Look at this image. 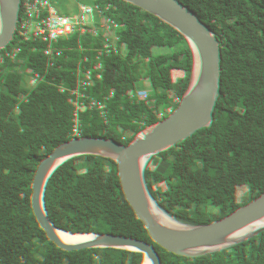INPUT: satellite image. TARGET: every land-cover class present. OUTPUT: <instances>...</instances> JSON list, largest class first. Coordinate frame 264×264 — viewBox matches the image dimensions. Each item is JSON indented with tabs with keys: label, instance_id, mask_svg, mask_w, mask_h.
Here are the masks:
<instances>
[{
	"label": "trees",
	"instance_id": "obj_1",
	"mask_svg": "<svg viewBox=\"0 0 264 264\" xmlns=\"http://www.w3.org/2000/svg\"><path fill=\"white\" fill-rule=\"evenodd\" d=\"M263 24L264 0L0 6V110L49 145L122 133L93 211L115 264H264ZM40 211L15 227L5 211L0 264L81 263L84 235Z\"/></svg>",
	"mask_w": 264,
	"mask_h": 264
},
{
	"label": "flooded vegetation",
	"instance_id": "obj_2",
	"mask_svg": "<svg viewBox=\"0 0 264 264\" xmlns=\"http://www.w3.org/2000/svg\"><path fill=\"white\" fill-rule=\"evenodd\" d=\"M133 76V72L124 71L123 77ZM18 116L16 110H0V221L7 225L8 212L9 222L15 227L39 210H60L61 222L68 234L84 235L82 244L86 251L80 264H115L118 256L105 254L102 247L108 229L98 223L93 211L97 194L105 189L100 181L105 178L104 168L122 151V133L116 135L107 127L98 131V136L89 137L85 135L87 130L82 129L75 132L68 144L63 137L62 142L49 145L41 143L46 138L44 128L24 117L26 125H19ZM67 146L76 159L66 170V183L58 157ZM113 185L114 182L110 187ZM63 186L67 192L60 194ZM0 230L5 236V228Z\"/></svg>",
	"mask_w": 264,
	"mask_h": 264
},
{
	"label": "rangeland",
	"instance_id": "obj_3",
	"mask_svg": "<svg viewBox=\"0 0 264 264\" xmlns=\"http://www.w3.org/2000/svg\"><path fill=\"white\" fill-rule=\"evenodd\" d=\"M10 1L11 0H0V6L2 7L3 12H5L6 15H10ZM251 10V5H246L244 7L243 15L241 16V18H239V20L236 21L237 26H239L240 28H244L246 26ZM261 30L264 31V24L261 26Z\"/></svg>",
	"mask_w": 264,
	"mask_h": 264
},
{
	"label": "water",
	"instance_id": "obj_4",
	"mask_svg": "<svg viewBox=\"0 0 264 264\" xmlns=\"http://www.w3.org/2000/svg\"><path fill=\"white\" fill-rule=\"evenodd\" d=\"M0 247H2V244H0Z\"/></svg>",
	"mask_w": 264,
	"mask_h": 264
}]
</instances>
